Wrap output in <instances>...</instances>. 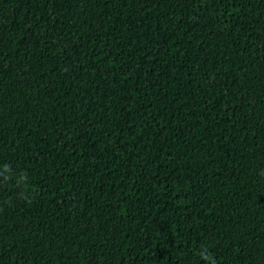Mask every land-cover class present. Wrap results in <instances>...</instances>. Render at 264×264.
<instances>
[{
	"label": "trees",
	"instance_id": "1",
	"mask_svg": "<svg viewBox=\"0 0 264 264\" xmlns=\"http://www.w3.org/2000/svg\"><path fill=\"white\" fill-rule=\"evenodd\" d=\"M0 264H264V0H0Z\"/></svg>",
	"mask_w": 264,
	"mask_h": 264
}]
</instances>
